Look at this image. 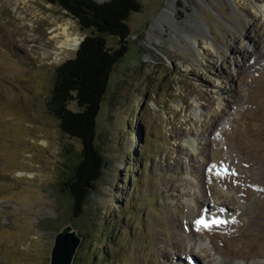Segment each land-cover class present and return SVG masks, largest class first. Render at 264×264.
I'll return each instance as SVG.
<instances>
[{"label": "rangeland", "instance_id": "1", "mask_svg": "<svg viewBox=\"0 0 264 264\" xmlns=\"http://www.w3.org/2000/svg\"><path fill=\"white\" fill-rule=\"evenodd\" d=\"M139 1L96 117L105 169L73 217L60 184L81 145L47 102L75 49L52 30L88 32L49 0H0V264H49L66 228L71 264H264V0Z\"/></svg>", "mask_w": 264, "mask_h": 264}, {"label": "trees", "instance_id": "2", "mask_svg": "<svg viewBox=\"0 0 264 264\" xmlns=\"http://www.w3.org/2000/svg\"><path fill=\"white\" fill-rule=\"evenodd\" d=\"M58 5L88 32L80 41L72 58L59 63L55 84L48 103L52 116L58 119L60 132L81 145L78 163L60 185L72 199L73 217H78L105 169V160L95 146L100 103L108 86V77L127 49L130 30L127 22L131 14L141 11L139 0H49ZM117 39L111 50L105 38ZM74 104V109L70 108ZM93 250V249H92ZM96 259L106 254L96 253ZM87 264H94V259Z\"/></svg>", "mask_w": 264, "mask_h": 264}, {"label": "water", "instance_id": "3", "mask_svg": "<svg viewBox=\"0 0 264 264\" xmlns=\"http://www.w3.org/2000/svg\"><path fill=\"white\" fill-rule=\"evenodd\" d=\"M80 42L76 49H78ZM78 237L69 232H61L55 237V245L52 252V258L55 264H65L70 256V252L78 246ZM74 257V256H73Z\"/></svg>", "mask_w": 264, "mask_h": 264}, {"label": "bare ground", "instance_id": "4", "mask_svg": "<svg viewBox=\"0 0 264 264\" xmlns=\"http://www.w3.org/2000/svg\"><path fill=\"white\" fill-rule=\"evenodd\" d=\"M163 11H165V10H163ZM68 30L69 29H68L67 24L58 25L55 29L52 30V32H55L53 35V38L58 40L61 36L62 40H60V42L58 41L59 42L58 47H60V48L68 49V50L76 49V47L78 45V41L71 38V35L69 34ZM66 231L69 232L68 228H66L63 232H66ZM74 251H75V248L70 252L71 254H70V256L67 259L65 264H71V262L73 260V256H74ZM49 264H55L53 261L52 255H51V260H50Z\"/></svg>", "mask_w": 264, "mask_h": 264}, {"label": "snow or ice", "instance_id": "5", "mask_svg": "<svg viewBox=\"0 0 264 264\" xmlns=\"http://www.w3.org/2000/svg\"><path fill=\"white\" fill-rule=\"evenodd\" d=\"M216 166L215 165H212L209 169V171L212 170V168H215ZM224 168V173L225 174H228V171H227V167L226 166H223ZM220 173H217V175H219ZM232 175H236L235 171L233 170ZM226 223V221H223V220H219V219H211V220H205L203 217L197 219L195 221V224L197 226V230H199L201 227L205 228V229H211L213 225H222Z\"/></svg>", "mask_w": 264, "mask_h": 264}]
</instances>
